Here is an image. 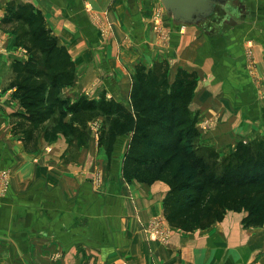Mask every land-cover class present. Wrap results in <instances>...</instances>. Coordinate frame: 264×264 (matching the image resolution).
<instances>
[{
	"label": "crops",
	"instance_id": "obj_1",
	"mask_svg": "<svg viewBox=\"0 0 264 264\" xmlns=\"http://www.w3.org/2000/svg\"><path fill=\"white\" fill-rule=\"evenodd\" d=\"M18 1L46 16L72 56L80 91L98 86L120 96L122 87H131L136 67L145 65L142 55L154 56L145 42L153 36L148 22L161 0ZM227 10L225 21L205 27L182 29L172 19L177 72L197 73L191 110L207 130L200 132L205 142L220 146L219 152L264 136V0H232ZM3 84L0 74V173L11 175L0 201V264H264V231L243 230V219L230 211L206 230L171 227L163 210L168 186L125 181L129 146L116 147L120 156L111 164L96 146L69 162L62 159L64 143L52 146L50 154L41 144L26 152L11 135L12 115L23 108L13 109ZM97 171L100 186L87 177ZM155 216L166 220V242L147 235Z\"/></svg>",
	"mask_w": 264,
	"mask_h": 264
},
{
	"label": "trees",
	"instance_id": "obj_2",
	"mask_svg": "<svg viewBox=\"0 0 264 264\" xmlns=\"http://www.w3.org/2000/svg\"><path fill=\"white\" fill-rule=\"evenodd\" d=\"M5 24L13 25L16 46L29 53L28 60L11 66L23 108V113L12 115L11 135L20 138L26 152H33L38 147V132L64 103L61 92L72 83L76 65L33 5L12 4ZM170 67L166 60L150 68L139 64L130 109L110 102L109 157L113 158L120 138H130L123 177L128 184L162 182L168 186L163 210L173 228L206 230L222 222L229 211H245L247 228L264 226V152L249 157L250 146L239 143L223 169L214 161L200 174H188L189 164L201 168L198 161L194 163L196 149L190 143L187 146V140L197 133L188 105L198 75L179 69L171 81ZM209 157L216 160L219 154L212 152Z\"/></svg>",
	"mask_w": 264,
	"mask_h": 264
},
{
	"label": "rangeland",
	"instance_id": "obj_3",
	"mask_svg": "<svg viewBox=\"0 0 264 264\" xmlns=\"http://www.w3.org/2000/svg\"><path fill=\"white\" fill-rule=\"evenodd\" d=\"M12 4L15 6L21 5L18 0H0V74L4 78V84L1 88H3L4 93H7L8 91L10 92L14 103L13 109L19 110L21 112L22 106L18 96L16 95L15 76L13 75L11 66L15 62L26 61L29 59V53L25 48L16 46L15 40L17 33L12 31L13 25L5 24V20ZM169 16L167 15L163 5L162 8L159 7L154 10L153 20H151L150 23L148 22V27L151 28L150 30L153 36L145 42L153 49L154 56H142L143 62H145L144 66L147 65V68L152 67L155 63V60L163 61L165 60V57H167L166 61H168L172 67L171 74L173 72L177 74V34L172 32L173 18L172 16ZM44 17L46 18L45 15ZM46 21L48 27L55 36L53 28L51 27V24L48 23L47 18ZM181 28L184 29L185 27L181 26ZM4 55L6 56L7 61L1 60V56ZM248 56L252 62L253 68L255 66L254 56L253 54L249 53ZM77 74L78 73L75 71L72 83L63 87L62 89L61 95L64 102L63 105L60 106V109L56 112L52 120L38 132V146L39 144H41V146H46L47 148L45 147L46 149L44 153L50 154L52 152V146H56L59 143H64V145L67 146L66 151L62 156V159H64L65 162H69L73 159H79V156L85 151L82 150L83 148H87V146H96L105 150V155L111 164L114 159L120 156V151L114 152L112 159L109 157L107 151L108 132L111 121L113 120V116L111 114L112 110L109 104L111 101H114L130 109V95L133 84L135 83V72H132L131 87H122V94H120V96H114L113 94L108 95V93L103 91L100 92L98 90V86H89L83 88V91H80L79 86L75 85V79L78 77ZM97 83H99V81ZM195 92H193L191 102L188 106L192 114V118L196 121L195 127L197 133L194 135L192 134L193 136L191 135L192 137L187 140V146L190 143V146H194V149H196L194 150L196 151L194 152V163L198 161L201 168H196L189 164L187 167V172L191 176L200 174L205 166L212 164L214 161H217L218 164H220V167L223 169L226 166L227 158L236 151L238 146V144L234 146V148H232L233 146H229L225 152H219L217 149L220 146L207 145L208 143L205 142L204 135H201L200 133L201 130H204L203 132L207 130L204 126L202 127L199 125L198 114L191 110V104L194 99ZM13 121L14 120L12 119L11 122ZM255 140H253V144H250L252 141L249 143L247 141H242L244 146H250L247 150L249 157L256 156L259 152H264V136L258 137ZM129 142V137L120 138L116 144V147L119 146L120 148H125L126 146H129ZM212 152L218 153L219 158L215 160L209 157ZM91 153L96 158V150ZM37 158L38 157H36V161H38ZM78 172L81 173L82 170H78ZM107 174H109V172L104 175ZM80 175L82 176V174ZM101 175V171H97L95 175H89L87 177L93 179L95 184L100 186V182L102 180ZM10 182L11 175L8 173L0 185V189L3 192L2 196H0V201L9 190ZM233 213L235 216L243 219L241 220L242 229H249L243 223L247 213L245 211H230V214ZM148 223L149 224L146 228L148 237L151 240H161L166 242L168 239L166 236L168 230H166L163 225L164 223L166 224L164 217L155 216ZM258 228H261L264 231V226ZM195 231H199V229Z\"/></svg>",
	"mask_w": 264,
	"mask_h": 264
},
{
	"label": "water",
	"instance_id": "obj_4",
	"mask_svg": "<svg viewBox=\"0 0 264 264\" xmlns=\"http://www.w3.org/2000/svg\"><path fill=\"white\" fill-rule=\"evenodd\" d=\"M232 0H161L165 11L177 26H201L220 24L228 17Z\"/></svg>",
	"mask_w": 264,
	"mask_h": 264
},
{
	"label": "built area",
	"instance_id": "obj_5",
	"mask_svg": "<svg viewBox=\"0 0 264 264\" xmlns=\"http://www.w3.org/2000/svg\"><path fill=\"white\" fill-rule=\"evenodd\" d=\"M8 173L6 171H3L0 173V185L1 183L4 181V177L7 175ZM3 192L2 190L0 189V196H2Z\"/></svg>",
	"mask_w": 264,
	"mask_h": 264
}]
</instances>
